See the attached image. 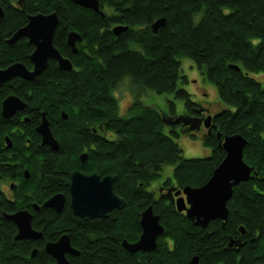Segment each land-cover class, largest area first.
I'll return each mask as SVG.
<instances>
[{
    "label": "trees",
    "instance_id": "1",
    "mask_svg": "<svg viewBox=\"0 0 264 264\" xmlns=\"http://www.w3.org/2000/svg\"><path fill=\"white\" fill-rule=\"evenodd\" d=\"M30 1L23 0L22 7L28 9L32 2L37 1L41 7L50 10L67 8V27L83 32L85 44L77 43L78 53L74 56L67 45L61 48L70 58L75 57L72 59L74 73L78 72L67 75L66 96L69 99L65 109L70 116L61 120L62 134L58 140L59 152H70L68 156L60 158L43 154L35 157L33 154L39 149L38 144L25 145V141L24 144L14 143L10 152L3 147V134L10 133L4 131L0 135V179L6 176L19 179L18 188L21 190L18 194L21 196L17 198L29 199L31 192L27 190L33 187L40 172L49 165H57L60 161L69 168L82 165L78 162L77 151L85 136L76 125V120L82 115L85 118L96 116L98 121L105 120L106 116L112 117L110 124L115 140L99 137L95 147L90 149L87 165L116 174L120 178L115 183L117 192H120L122 183L130 186L124 215L129 218L131 233L135 232L138 212L150 198L138 182H148L164 164L173 166L172 180L176 184H203L225 155L215 130L201 139L202 144L210 148V153L200 157H184L178 142L164 132L166 118L173 122L179 118L180 121L187 115L196 114L201 107L191 100L184 88L178 86L180 79L184 78L181 58H189L203 69L206 79L215 84L219 98L228 106L216 113L212 120L216 131L221 137L239 133L247 140L243 160L253 167L256 176L234 188L227 201L229 220H233L232 225H242L248 236L255 237L253 242L248 241L243 246V253L256 247L264 248L261 243L264 240V82L250 76L251 73L264 74V0H98L99 6L110 12L104 17L71 0ZM7 6L13 7L9 1ZM17 9V13L8 11L9 15H22ZM159 17H165V24L153 32L151 24ZM114 23L128 28L118 36L108 34L106 29L101 30ZM101 35L104 39L99 41ZM11 47L3 43L5 59L7 56L16 58V49ZM229 64L239 65L240 70L230 68ZM5 65L4 61L0 62V67ZM125 77L136 89L137 102L122 115L113 90ZM36 82L27 84L20 81L14 87L43 86ZM78 87L83 89L80 94ZM10 89L14 91L6 84L0 85V91ZM145 91L174 93L175 97L185 100V111L178 117L172 100L168 101L166 113L150 105H142L139 97ZM92 103L99 105L95 113L88 105ZM3 126L4 120L0 118V131ZM74 150L76 153L71 156ZM23 168L30 170L28 179L21 175ZM25 208L32 211L30 205L9 201L0 192V264L32 263L29 256L31 242L14 240L16 226L1 215V210L12 212ZM156 209L161 217L165 216L164 222L168 226L169 217L178 214L166 204H160ZM41 211L45 212L33 215L31 224L37 229L49 224L52 229L45 238L54 240L65 232L61 229L64 223L56 220L55 213L46 208ZM73 218L63 220L75 229L74 235L81 232L76 237L70 235L71 244L82 254L74 258L73 263L91 264L93 260H89L90 256L84 253V249L96 244L89 232L98 228L92 224L83 226L84 220ZM198 233L203 234V231ZM97 246L100 250L98 258L108 261L107 238L98 239ZM223 246L224 243L219 246L222 251ZM196 247L199 263H205L204 246ZM211 253L213 264L221 261L224 264L235 263L222 260L218 247ZM130 257L134 261L133 256ZM242 264H245L244 257Z\"/></svg>",
    "mask_w": 264,
    "mask_h": 264
},
{
    "label": "flooded vegetation",
    "instance_id": "2",
    "mask_svg": "<svg viewBox=\"0 0 264 264\" xmlns=\"http://www.w3.org/2000/svg\"><path fill=\"white\" fill-rule=\"evenodd\" d=\"M8 1L13 5V7L9 8V6H7ZM30 2H32V0ZM22 3L23 0H0V60L6 63L5 66L0 67V70L7 68L9 65H12L14 63H21L22 66L17 67L18 70H23L25 68L26 71L32 72L35 69L36 65L34 64V60L31 59V54L35 49V44L30 42L29 38L26 36L18 38L13 44H8L7 40L18 28L26 25L30 17L37 14L48 15L52 12H55L58 18L57 25L52 33V44L62 57L69 59L72 64V69L65 70L60 67L58 60L55 57H46L45 67L41 69L33 79L29 80L24 79L20 75H13L9 79L0 81V85L3 86L4 84H6L9 87H12L14 90L12 91L10 89L11 91H0V118L4 120V126L0 131V135L3 134L4 131L10 133L3 134V147L11 152L12 150L10 149H12L14 143H23L25 141V145H29L35 142L36 144H38L39 149L36 153L33 154V156L38 157L44 154L51 157L56 156L64 158L65 156H68L67 154H69L70 152H65L64 150L62 152H59V149L53 150L49 145L42 144V137L40 133L37 132L36 127L40 124L42 119L45 118L54 138H56V140L58 141L61 137L62 133L60 127L63 124L61 120H67V118L70 116V113L65 109L66 103L69 99L66 96V92L68 89L67 75L70 72L71 74L78 73H74L75 67L72 61V59L75 58L73 56L78 52L75 54L72 53L70 46L67 44V38L69 32L71 31H75L76 33H78L81 36V40L76 41L75 45L77 47V43L83 42V32L71 27H67V8L50 10V8L41 7V5L37 1H34L32 2V7L25 9L24 7H22ZM17 8L21 10L22 15L10 16L8 11L17 13ZM99 9L103 12L102 15L97 13L98 15H100V17L110 15L109 10L100 6ZM72 19L76 18L73 17ZM117 25L122 24H110L109 26H106L101 30L106 29L108 34H114L113 28ZM103 37L104 35H101L99 41L104 39ZM3 43L8 46H13L11 48L16 49V58H14L13 56H7V59H5L6 54L3 53L2 48ZM26 43L28 44V46H26ZM83 44L85 43L83 42L82 45ZM63 45H67L69 47L70 53L73 55L71 58L66 54V52H63L61 50ZM18 46H21L24 49H20L18 48ZM13 59L15 60L12 61ZM36 80V83H42L43 86L37 88L34 87V85H31L29 87L24 86L22 88L14 87L20 81L28 84V82L33 83ZM124 80L128 82V84L126 83L127 85H130L128 77L123 78L113 90V94L115 96L117 95V98L120 97L119 85ZM77 90L80 94L82 93L83 89L81 87H78ZM128 90L131 91L132 95H129L130 100L127 108H125V110H127L125 111L126 113L129 111L132 105L137 102L136 89L130 86ZM33 93H37L38 95H34ZM126 94H128V91L126 92ZM8 96H14L18 98L22 103H25L26 105L21 109H16L14 113L8 116H3L2 102ZM141 97H139V100H141ZM141 104L145 105L143 104L142 100ZM88 105L94 113L95 110H97L99 107V105L95 103ZM227 108L228 106L226 105V107L222 108L221 110L214 111L212 109L201 106L196 114L187 115L181 118V120L176 123H174L171 119L166 118L165 124L167 123L170 126V132L173 135L174 133L178 135V128H180V130L183 131L186 135L202 139V137H205L206 133L210 135L212 130H215V133H218L212 120L216 113ZM166 111V109L160 110L161 113H166ZM63 113L66 116L65 118H63L62 116ZM209 115L211 116V120L208 123V126H205L203 119H205ZM111 121L112 117L109 116H106L105 120L98 121V118L96 116L85 118L83 115L79 118V120H76V125L79 126L78 130L81 131L85 136L83 142L78 146L77 151L78 162H80V164L82 165H77L76 167L69 168L66 167L65 163L61 161L57 165L56 163L49 165L47 169H45L43 172H40L39 178L36 180L33 187L30 190H27L31 192L29 199L17 198L21 196L20 194H18V190H21L20 188H18L20 185L19 179L13 178L11 176H6L4 177V179H0V192L7 200L13 201L14 203L20 202L21 205L25 206L30 205V208L33 212L29 211L28 209L27 210L31 213V221L33 215L43 214L45 211L42 212L41 210L42 208H46L47 211H52L53 213H55L54 215H57L56 220L62 221L64 223L63 225H61V229L65 232L58 235V237L54 240L45 238L48 234V231L52 229L49 224L43 226L42 229H37L36 227L32 226L36 231H40L42 235L37 239H27L32 244L31 252L29 255L32 259L31 264H57L56 258L45 250V246L48 243L56 242L63 235H67L71 247H73L77 251L76 254H72L70 252L64 253V256L68 263L74 264V258H76L77 256H82L80 249L73 246L70 241V235L76 237V235H80L81 232L77 231L74 235L75 229L70 226L67 221H63L66 218L69 220H74L73 217L80 218L72 212V209L70 207V174L72 171H79L84 176L96 173L100 178L106 175H115L116 179L114 182V190L118 197L124 200L123 208L111 209L107 213L106 217H95L91 219L80 218L84 220L83 222L85 224L83 226L92 224L94 227L98 228L92 232H89V235L94 237L96 244L94 246H91V248H87L86 250L84 249V253L90 256L89 260H93L91 264H192L191 260L193 258H197V262L195 264H213L211 262V258L213 256L211 252L212 249L216 247H218V250L221 251L220 256L223 257L222 260L226 259L230 263L235 262L234 264H242L244 257L245 264H264V248L257 249L256 247L255 249L251 250V252L243 253V246L247 244L248 241L253 242L255 240V237L248 236L246 233V229L242 225H232L233 220H229V209L227 218L225 220L216 217L210 219L204 227L195 223L196 218L192 219L188 217L186 215L185 209L178 210V200L181 201L185 208L189 207V203L186 199V194L184 193L183 188L185 186L192 185L176 184L175 182H173L172 177L160 179V172L162 169L159 172H155L152 175V178L148 182H145V184H143L142 182H138L139 186H144V191L150 198L149 202L147 201L148 203L146 204V206L140 209V211L138 212L139 215L137 219L135 218V232L131 233L129 218L127 219V216L124 215L125 206L127 204L126 198L128 196L130 186L127 183H122L119 185L120 192H117L115 189V183L119 177L116 174L110 171L104 172L103 169H97L95 167L87 165L90 160V149L95 147V144L99 137L109 141L115 140V133L110 124ZM208 129L210 131H208ZM5 137H7L11 141L10 147L6 146ZM223 137H221V139ZM75 153L76 150L73 151V154L71 156L75 155ZM81 155H85L84 160H81ZM25 169L28 170L30 177L31 174L28 168H23L21 175L25 179H28L29 177L26 178L24 175ZM17 177L19 176L17 175ZM239 183L237 185H239ZM237 185L232 186V194L234 188ZM198 186L200 185L192 187ZM25 192L26 191H24L23 193ZM55 195H59L62 197V206L59 211H57L53 207L43 206V203L45 201ZM160 204L172 206V208L178 212V214H173L169 217V226L164 222V220L166 219L165 216L161 217V215L157 212L158 210L156 208ZM149 206L152 208L153 215H156L158 217V222L161 225L162 230L155 235L153 243L151 241L145 242V249L140 248L135 252H130L126 248V243L132 244L139 240L143 232L142 226L140 224L141 215L142 212ZM3 212L13 213L15 211L7 212L1 210V215ZM45 220L47 219L45 218ZM240 227L244 229L243 232L241 230L242 228ZM228 229L229 231L227 232ZM234 229H236V231H234ZM199 231H203V234L198 233ZM100 238H107L106 248L108 250L109 260L106 262H103L102 257L98 258L97 255L100 251L97 246L98 239ZM222 243H224V246L222 247L224 251L219 248ZM261 243H263L262 245H264V240H262ZM197 245L204 246V251L207 256V258H205V263H199L200 257L198 255L199 251L196 247ZM130 255L133 256V260L137 261V263L131 261ZM217 264H224V262L221 261Z\"/></svg>",
    "mask_w": 264,
    "mask_h": 264
},
{
    "label": "water",
    "instance_id": "3",
    "mask_svg": "<svg viewBox=\"0 0 264 264\" xmlns=\"http://www.w3.org/2000/svg\"><path fill=\"white\" fill-rule=\"evenodd\" d=\"M73 3L91 9L96 13L103 14L99 9L98 0H71ZM165 17H159L151 24V29L156 32L157 29L165 24ZM58 18L55 12L48 15L37 14L29 18L26 25L18 28L13 35L7 40L8 44H13L22 36L29 38V41L35 44V49L31 54V59L36 65L32 72L18 70L17 67L22 66L21 63H14L5 69L0 70V81L9 79L13 75H20L24 79H33L46 65V57H55L65 70H71L72 64L69 59L62 57L57 49L52 44V33L57 25ZM127 26L117 25L113 28L115 35L127 30ZM81 36L75 31L68 34L67 44L70 46L72 53H77L76 41H80ZM230 68L237 71L240 70L239 65L229 64ZM18 98L8 96L2 102V115L8 116L16 109H21L25 106ZM65 118V115H62ZM179 118L175 119L177 122ZM211 116H207L204 125L208 126ZM40 133L42 144L49 145L53 150L59 147L58 141L51 133L48 122L45 118L36 127ZM208 131H210L208 129ZM219 144L222 146L225 155L220 163L213 169L209 179L198 187L185 186L183 188L186 194V199L189 207L177 201L178 210L185 209L186 215L190 218H196L195 223L204 227L206 223L213 218L226 219L228 215V208L226 202L232 195V186L239 182L246 181L256 174L253 167L248 165L243 160V148L246 145V138L239 133L224 136L222 139L217 133ZM6 146H11V141L5 137ZM85 155H81V160H84ZM253 172V174H252ZM26 178L29 177L27 169L24 170ZM70 193L71 202L70 207L72 212L82 218L91 219L95 217H106L107 213L113 209H121L124 207V200L119 198L114 190L115 175H106L102 178L98 174L93 173L88 176L82 175L79 171H72L70 174ZM55 195L43 203L45 207H53L57 211L61 209L62 197ZM57 201V202H56ZM37 209V207H36ZM3 217L11 221L17 228L14 240L22 239H37L41 237L42 233L36 231L31 225V213L27 209H19L13 213H2ZM140 224L143 232L139 240L132 244L126 243V248L130 252L142 248L145 249V242L151 241L155 235L162 230L158 222V217L153 215L152 208L147 207L141 215ZM242 228V227H240ZM242 232L244 229H241ZM45 250L56 258L57 264H69L64 253L70 252L76 254L77 251L71 247L67 235L61 236L56 242L48 243ZM197 262V258L191 260L192 264Z\"/></svg>",
    "mask_w": 264,
    "mask_h": 264
},
{
    "label": "rangeland",
    "instance_id": "4",
    "mask_svg": "<svg viewBox=\"0 0 264 264\" xmlns=\"http://www.w3.org/2000/svg\"><path fill=\"white\" fill-rule=\"evenodd\" d=\"M181 73L184 75V78L180 79L178 86L184 88L190 94L192 101L199 103L202 107H206L214 111H218L226 107V104L218 96V91L215 84L206 79L203 69L191 59L181 58ZM250 76L264 82L263 73H251ZM126 83L128 84V82L124 80L119 85V114L126 113L125 111L127 110H125V108H127L130 100L129 95H132L131 91L128 90L130 85H127ZM127 91L128 94H126ZM141 100L143 104L150 105L158 110L167 109L166 107L168 105V101L172 100L175 103L176 115H178V117L182 115L186 108L185 100L175 97L174 93H157L154 91H145L141 97ZM174 123H176L175 120ZM164 132L174 137V139L180 145L182 149V155L184 157H200L210 153V148L202 144L201 138L188 136L183 131H181L180 128H178V135L174 136L170 132V126L166 123L164 125ZM172 170V165L164 164L160 172V179L172 177Z\"/></svg>",
    "mask_w": 264,
    "mask_h": 264
},
{
    "label": "bare ground",
    "instance_id": "5",
    "mask_svg": "<svg viewBox=\"0 0 264 264\" xmlns=\"http://www.w3.org/2000/svg\"><path fill=\"white\" fill-rule=\"evenodd\" d=\"M62 115H65L64 113Z\"/></svg>",
    "mask_w": 264,
    "mask_h": 264
}]
</instances>
